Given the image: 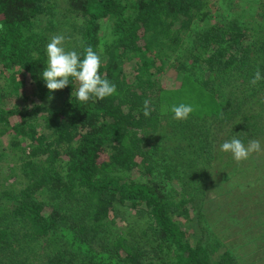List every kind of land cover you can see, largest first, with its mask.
I'll return each mask as SVG.
<instances>
[{"label": "trees", "instance_id": "16d2710c", "mask_svg": "<svg viewBox=\"0 0 264 264\" xmlns=\"http://www.w3.org/2000/svg\"><path fill=\"white\" fill-rule=\"evenodd\" d=\"M254 5L0 0V162L18 161L0 183V264H237L204 217L205 184L233 162L220 167L219 138L264 131V79L250 84L264 77V0ZM58 31L101 56L116 94L82 104L73 78L49 92ZM181 103L186 120L171 112Z\"/></svg>", "mask_w": 264, "mask_h": 264}, {"label": "rangeland", "instance_id": "374dc122", "mask_svg": "<svg viewBox=\"0 0 264 264\" xmlns=\"http://www.w3.org/2000/svg\"><path fill=\"white\" fill-rule=\"evenodd\" d=\"M254 1L258 0H230L229 4L225 0H211L220 13L238 15L244 10H246L245 13L255 11ZM58 33L66 38L64 32L58 31ZM71 42L73 38L65 39L66 49L69 50L67 43L71 45ZM164 79L165 83L173 81V84H176L174 82L175 73L169 72ZM257 136L251 141H259L260 151L252 152L248 159L240 162H236L232 155L227 153L222 158L223 162H220V167L221 164L226 166L230 160L233 161L231 166L225 168L222 174L212 178L213 184H205V187L210 186L211 190L207 194L208 203L205 205L207 215L204 217L209 223L211 233L218 237L222 244H225L223 250H228L237 260V264H264V131ZM160 137L161 134L154 140L159 142ZM220 141L222 140L219 138V146L223 143ZM251 141L245 145L247 146ZM162 143V147H165V144L171 145L165 140ZM162 152L158 149V159H161ZM257 162L258 169H255L254 165ZM17 163L16 158L12 156L0 162V183L6 181L4 177L7 176L8 167H16ZM205 163L207 164V160L204 161ZM198 168L200 171V165ZM197 174L190 179L187 178L188 185L200 180V173ZM8 182L11 183V181ZM197 196V199H200V193ZM128 227L129 225L126 226Z\"/></svg>", "mask_w": 264, "mask_h": 264}, {"label": "clouds", "instance_id": "9594fccd", "mask_svg": "<svg viewBox=\"0 0 264 264\" xmlns=\"http://www.w3.org/2000/svg\"><path fill=\"white\" fill-rule=\"evenodd\" d=\"M65 39L64 35H55L46 46L47 65L41 79L49 92L65 88L70 85L69 78H73L79 83L75 97L82 104L93 98L103 100L116 94V85L100 75L101 56L92 47H88L83 55L76 50H68L65 47ZM261 79L264 77L257 70L250 84L255 86ZM171 112L174 119L186 120L193 112V107L181 103L172 106ZM144 115H150L148 101H145ZM220 150L230 153L236 162H240L248 159L252 152L260 151L261 146L259 141H251L246 146L241 139L233 137L223 142Z\"/></svg>", "mask_w": 264, "mask_h": 264}]
</instances>
